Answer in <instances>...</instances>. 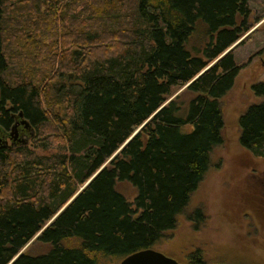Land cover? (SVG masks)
I'll return each mask as SVG.
<instances>
[{"label":"trees","instance_id":"16d2710c","mask_svg":"<svg viewBox=\"0 0 264 264\" xmlns=\"http://www.w3.org/2000/svg\"><path fill=\"white\" fill-rule=\"evenodd\" d=\"M249 13L248 0H0V128L21 112L33 129L0 146V264H99L94 252L123 258L175 226L222 141ZM199 21L200 54L186 48ZM183 86L187 106L171 97ZM252 90L239 142L264 159V82ZM37 233L50 249L31 255Z\"/></svg>","mask_w":264,"mask_h":264},{"label":"rangeland","instance_id":"374dc122","mask_svg":"<svg viewBox=\"0 0 264 264\" xmlns=\"http://www.w3.org/2000/svg\"><path fill=\"white\" fill-rule=\"evenodd\" d=\"M248 6L251 28L243 35V42L238 44V40L233 47L240 69L232 87L219 99L222 141L210 152L209 167L177 215L175 226L151 247L184 264L197 255L203 264H264V229L259 220L263 212L253 206L260 198L257 191L264 189V159L253 156L239 142V115L262 100L252 85L264 82V0H248ZM207 40L206 28L199 21L186 48L200 54ZM176 94L186 106L194 95L185 86L177 88L171 97ZM115 188L128 201L137 194V188L127 180H117ZM196 210L200 218L194 216ZM62 244L79 247L80 240L70 237ZM49 249V243L34 237L22 250L38 255ZM93 256L99 264H119L122 259L98 252Z\"/></svg>","mask_w":264,"mask_h":264},{"label":"water","instance_id":"95a60500","mask_svg":"<svg viewBox=\"0 0 264 264\" xmlns=\"http://www.w3.org/2000/svg\"><path fill=\"white\" fill-rule=\"evenodd\" d=\"M233 46L234 44L229 49H231ZM18 117H19V120L12 126L10 132L5 133L0 128V146L7 145L6 137H10L11 143L9 145L13 146L17 143H22V144L27 143L28 138L33 135V129L30 123L28 122L27 119L22 117L21 112L18 113ZM19 126H21L22 128V135H19V132H18ZM137 130H135V132ZM24 133H25V136H23ZM38 234L39 233H37L34 237H36ZM119 264H184V263H181L177 261L176 259H174L173 257L165 255L164 253L156 249L148 247V248L134 251L124 256L119 262Z\"/></svg>","mask_w":264,"mask_h":264},{"label":"flooded vegetation","instance_id":"af4514ba","mask_svg":"<svg viewBox=\"0 0 264 264\" xmlns=\"http://www.w3.org/2000/svg\"><path fill=\"white\" fill-rule=\"evenodd\" d=\"M18 132H19V135H22V128L20 126L18 127ZM23 136H25V133ZM6 139L8 142V140H10V137H6ZM257 192H259L260 198H258V203H254L253 206H256L255 209L258 208L257 209L258 212H263L261 215H259V220L262 225V229H264V193H263L264 189L262 191H257Z\"/></svg>","mask_w":264,"mask_h":264}]
</instances>
